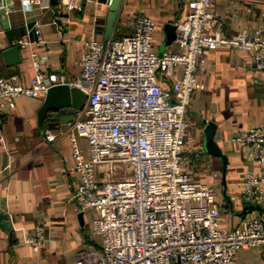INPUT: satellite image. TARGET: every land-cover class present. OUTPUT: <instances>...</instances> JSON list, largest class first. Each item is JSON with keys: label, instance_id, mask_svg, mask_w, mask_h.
<instances>
[{"label": "built area", "instance_id": "built-area-1", "mask_svg": "<svg viewBox=\"0 0 264 264\" xmlns=\"http://www.w3.org/2000/svg\"><path fill=\"white\" fill-rule=\"evenodd\" d=\"M42 2L21 0L24 11ZM83 2L61 0L66 22ZM213 4L189 0L186 17L176 22L173 50L155 47L159 23L141 14L134 31L122 37L84 39L81 71L74 77L46 73L44 58L38 56L29 85L18 75H0V143L5 149V116L19 96H40L62 83L88 92L81 116L60 133L71 135V169L81 177L74 198L81 211L97 212L92 232L102 243L66 264H239L241 249L264 246V126L242 128L232 137L251 158L241 198L261 211L238 227L222 226L217 188L196 176L187 154V108L194 90L204 86L196 73L203 54L222 46L238 48L251 52L256 68L264 71V29L234 36L209 31L216 19ZM44 42L37 24L15 44ZM46 137L52 141L58 133ZM80 138L87 142V153ZM46 240L44 225L26 236L36 252Z\"/></svg>", "mask_w": 264, "mask_h": 264}, {"label": "crops", "instance_id": "crops-1", "mask_svg": "<svg viewBox=\"0 0 264 264\" xmlns=\"http://www.w3.org/2000/svg\"><path fill=\"white\" fill-rule=\"evenodd\" d=\"M5 0H0V6ZM9 27L0 17V75H18L27 85L34 75L33 60L44 58L46 73H65L69 77L81 71L82 41L91 36L106 39L112 0H84L82 7L66 22L61 0H43L31 11H24L21 0H6ZM189 0H121L111 32L119 38L135 29L138 15L155 18L159 27L155 47L161 51L166 26L186 17ZM216 19L209 31L234 36L260 26L264 29V0H214ZM39 24L46 42L21 46V60L9 62L4 51L24 36L28 28ZM177 48L176 41L165 50ZM197 77L203 88L192 93L187 108L189 137L187 154L196 176L214 182L221 203V224L238 227L250 215L259 216V208L245 204L241 198L244 172L251 166L247 148L233 135L242 128L264 126V71L257 69L251 52L222 46L203 54ZM46 93L21 95L17 105L5 116L4 130L9 147L0 143V213L10 228L0 226V264H66L73 263L80 252L98 248L101 236L92 232L97 212L81 211L74 194L81 177L74 165L69 133H60L81 116L77 113L68 123H41L39 111ZM217 124L215 139L227 156L209 153L205 147L204 129L208 122ZM47 132L58 133L48 140ZM85 153L87 142L80 138ZM256 163V168L259 169ZM217 173V176H214ZM38 225H44L47 240L40 252L33 250L26 236ZM239 264H264V246L243 248Z\"/></svg>", "mask_w": 264, "mask_h": 264}, {"label": "water", "instance_id": "water-1", "mask_svg": "<svg viewBox=\"0 0 264 264\" xmlns=\"http://www.w3.org/2000/svg\"><path fill=\"white\" fill-rule=\"evenodd\" d=\"M121 0H112L111 11L108 19V28L106 39L110 38L113 30ZM0 17L4 27H9V12L6 0L0 6ZM177 36V25L168 24L166 26V39L161 50L166 49V45L173 42ZM4 54L9 62H19L21 60V44H13L4 51ZM88 100V92L77 85H69L66 83L52 85L46 92V97L43 105L40 108L39 116L41 123L50 119L54 124L58 122L68 123L72 121L75 115L81 112ZM217 124L210 121L204 129L205 149L214 155L221 156L225 162V169L227 166V156L223 152L221 146L215 139ZM7 217L6 213H0V226L4 229L10 228V222L3 221Z\"/></svg>", "mask_w": 264, "mask_h": 264}, {"label": "rangeland", "instance_id": "rangeland-1", "mask_svg": "<svg viewBox=\"0 0 264 264\" xmlns=\"http://www.w3.org/2000/svg\"><path fill=\"white\" fill-rule=\"evenodd\" d=\"M125 167H126V166H124V168H125ZM118 169H121V166H119Z\"/></svg>", "mask_w": 264, "mask_h": 264}]
</instances>
